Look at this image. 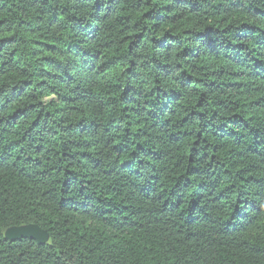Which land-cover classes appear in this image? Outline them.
Returning a JSON list of instances; mask_svg holds the SVG:
<instances>
[{
  "label": "trees",
  "instance_id": "1",
  "mask_svg": "<svg viewBox=\"0 0 264 264\" xmlns=\"http://www.w3.org/2000/svg\"><path fill=\"white\" fill-rule=\"evenodd\" d=\"M0 264H264V0H0Z\"/></svg>",
  "mask_w": 264,
  "mask_h": 264
},
{
  "label": "water",
  "instance_id": "2",
  "mask_svg": "<svg viewBox=\"0 0 264 264\" xmlns=\"http://www.w3.org/2000/svg\"><path fill=\"white\" fill-rule=\"evenodd\" d=\"M5 237L10 242L30 240L37 242L39 245H46L50 240L48 232L33 224L12 227L6 231Z\"/></svg>",
  "mask_w": 264,
  "mask_h": 264
}]
</instances>
